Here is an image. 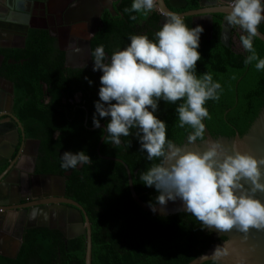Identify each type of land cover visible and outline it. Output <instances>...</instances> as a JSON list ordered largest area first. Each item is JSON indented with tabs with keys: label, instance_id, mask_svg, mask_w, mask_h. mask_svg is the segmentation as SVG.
<instances>
[{
	"label": "trees",
	"instance_id": "16d2710c",
	"mask_svg": "<svg viewBox=\"0 0 264 264\" xmlns=\"http://www.w3.org/2000/svg\"><path fill=\"white\" fill-rule=\"evenodd\" d=\"M131 3L132 0H124L113 25L105 23L104 29L96 37L106 41L109 36L105 32L117 30L145 32L151 37L161 26V15L154 10L147 17L125 11L130 8ZM198 6L197 0H190L187 9H196ZM132 15H136L137 19H130ZM215 19L212 30L204 28L201 34V59L197 61L196 69L197 75L211 71L214 79L219 80L222 85L219 100L207 101L210 119H205L206 128L213 137H234L236 134L243 136L264 108V70L256 69L255 61L244 63L248 52L246 55L239 54L232 47L227 48L222 44L221 18L217 15ZM185 20L190 26L193 25L191 17ZM259 30L264 33V23L259 26ZM27 46L31 48L29 46H33V43L30 42ZM254 46L258 54L264 57V43L256 38ZM51 48L54 51L51 44H48L46 51L30 49L27 55L29 60L24 65L16 66L22 71L19 84L23 82L21 86L17 84L18 95L30 97V101L21 98L22 119L25 123L29 121V130H26L28 136L41 142L38 171L56 176L70 172L66 177L65 195L79 203L90 220L92 264H188L206 252L215 244L214 236L201 227V222L195 216L180 213L168 217H153L134 201L125 167L102 156L120 159L127 165L136 194L148 205L158 192L154 186H146L140 180V173L152 163L159 162V158L147 160V153L141 150L140 142L134 134L122 136V143L118 146L110 140H104L100 153L98 152L99 143L106 134L105 130L93 129L94 102L98 98L86 103L89 111L86 126V116L77 107L78 104H72L69 100L64 103L62 100V92L67 87L63 84L65 71L62 63L54 66L51 58L46 63L43 60L41 62L42 53L49 52ZM105 52L110 56L114 50L105 46ZM21 57L23 58L22 55L17 57V60ZM37 70L38 79H49L50 85L54 84L52 88L49 87V93L53 97L54 116L47 115L39 98L42 95L41 86L32 81ZM76 73H79L87 87L78 85L69 89L68 97L72 99L76 91H81L84 96L98 94L101 71L90 69L87 72H75L71 77ZM93 79L98 80L95 88H91L89 83ZM26 86L38 90L35 93L38 95L36 100ZM180 102L167 104L161 100L157 113L167 121V137L179 145L187 140L191 131L187 125L183 128L178 126L175 108ZM108 119L110 117L101 118V123L106 126ZM134 131L133 129V133ZM67 150H86L93 161L75 169H64L61 167V155ZM222 240L224 239L220 241ZM85 250L84 236L67 239L58 229L34 228L25 231L23 244L16 258L0 254V264H86Z\"/></svg>",
	"mask_w": 264,
	"mask_h": 264
},
{
	"label": "clouds",
	"instance_id": "9594fccd",
	"mask_svg": "<svg viewBox=\"0 0 264 264\" xmlns=\"http://www.w3.org/2000/svg\"><path fill=\"white\" fill-rule=\"evenodd\" d=\"M219 3L230 9L225 17L227 23L241 29L240 41L248 52L244 63L255 61L254 67L264 70V57L254 46L256 38L264 39L259 30L264 23V0ZM158 5L159 0H132L125 11L147 17L158 10ZM130 19L137 17L132 15ZM204 30L201 24L190 26L182 14L168 12L151 37L147 33L130 34V42L110 56L99 44L92 52L93 71L102 72L93 125L100 127L101 118L110 117L104 128L105 140L118 146L122 136L134 134L147 160L159 158L140 173V180L158 192L149 201L153 211L157 205L179 198L203 228H236L244 233L264 229V199L256 195L264 193V157L239 149L230 151L219 139L209 140L204 151L186 150L167 137V121L157 114L161 100L167 104L181 101L175 111L178 126L191 129L187 141L193 143L205 137V119H210L207 101L219 100L222 85L211 71L200 75L196 72ZM92 161L86 150H67L61 155L64 169ZM228 252L225 242L211 254L219 258Z\"/></svg>",
	"mask_w": 264,
	"mask_h": 264
},
{
	"label": "flooded vegetation",
	"instance_id": "af4514ba",
	"mask_svg": "<svg viewBox=\"0 0 264 264\" xmlns=\"http://www.w3.org/2000/svg\"><path fill=\"white\" fill-rule=\"evenodd\" d=\"M123 1L0 0V251L6 255L12 256L22 246L26 230L50 228L66 231L68 227L76 225L74 215L68 210L64 209L60 212L49 203L52 199L63 197L64 178L66 182L67 173L56 176L38 171L41 142L30 138L26 132L30 124L29 121L26 123L23 121L21 111L23 108L21 98L25 97L19 96L17 89L20 78L22 80V71L16 66L24 65L25 61L29 60L27 55L30 49L38 52L40 49L46 51L48 44H51L54 51L51 48L49 52L42 53L41 62L43 60L46 63V60L51 58L54 66L62 63L65 71L63 84L67 86L62 92L64 95L62 100L64 103L69 100L72 104H78L77 107H80V111L86 116L87 126L89 111L86 103L99 99V96L96 93L84 96L81 91H76L72 99L68 97L69 89L78 85L87 87L79 73L73 77L71 75L93 69L92 52L99 44L112 47L116 51L121 45L125 47L130 42V34L138 33L117 30L105 32L109 36L106 41L96 37L104 29L105 23L113 25ZM197 1L199 6L196 9H187L190 0H186L187 3L182 8L173 9L168 3L167 5L173 12L182 14L201 9L200 0ZM204 2L207 4L204 8L221 6L219 0H204ZM174 3L183 4L181 0H174ZM154 11L160 14L158 10ZM217 15L221 18L222 31L225 16L221 14H213L212 22L208 15L191 17L192 23L194 26L201 24L204 28L212 30ZM164 19L161 15V25ZM240 35L239 26H233L230 47L236 53L246 55L247 51L241 44ZM30 42L33 46L28 48ZM20 55L23 58L17 60ZM57 60L58 63H55ZM38 70L32 81H36L41 86L42 95L39 98L47 110V115L54 116L53 97L49 93V87L52 88L54 84L50 85L49 79H38ZM92 81L94 83L91 84V88H95L98 80ZM21 85L23 82L19 84ZM27 91L34 94L32 96L34 100L38 98L35 94L38 90L28 88ZM25 99L30 101V97ZM83 103L85 105H82ZM64 197L67 198L66 195ZM41 213L45 214L46 219L40 218ZM67 213L72 224L65 225L61 222L60 216H65Z\"/></svg>",
	"mask_w": 264,
	"mask_h": 264
},
{
	"label": "water",
	"instance_id": "95a60500",
	"mask_svg": "<svg viewBox=\"0 0 264 264\" xmlns=\"http://www.w3.org/2000/svg\"><path fill=\"white\" fill-rule=\"evenodd\" d=\"M181 1L183 2V4L177 5L174 3V0H159L158 11L164 18H166V13L173 12L169 8L167 3L170 5L171 8L176 9L182 8L186 5V0ZM206 5L207 4L204 2V0H200V7H202L201 9L188 11L182 13V15L185 18H194L208 15L212 22L213 14H221L226 17L227 12L230 10L226 6L222 5L215 8H204L206 7ZM233 26L234 25L227 23L226 19H224V25L221 31V42L227 48H230L231 29ZM258 39L264 43V39H261L259 37ZM105 127L106 126L104 124H101L100 127H95V129H104ZM104 137L99 143L98 152L100 151V146L105 140ZM216 139L221 140L230 151L239 149L240 151L251 152L257 157H264V108L260 111L258 117L255 119L248 131L243 136L236 134L234 137H213L206 128V135L204 140L195 141L193 143H189L186 140L181 145L185 147L186 150L204 151L209 147L208 141ZM102 158L110 161L119 162L125 167L128 176V184L131 195L134 201L146 213L151 214L153 217H168L180 213L191 214L190 212H187L185 210L183 201H181L179 198L175 201L169 200L166 205H157L156 211H153L152 207L142 201L136 194L133 187L132 174L127 165L122 160L117 158L104 156H102ZM68 175H70V172L67 173V176ZM64 195L65 193L63 192L62 198L52 199L49 201V203L51 205H54L56 209L63 207L65 210H68L71 215H74V223L76 225L74 224L75 226L68 227V230L66 231L61 229L60 231L67 239H73L79 236L85 237V263L92 264V228L90 220L87 216L86 211L79 203L75 202L74 200L65 198ZM256 195L261 199H264V193L257 192ZM67 224L72 223L68 222ZM206 230L213 233L215 244L211 246L206 252H204L188 264H204L206 262H214L215 264H264V229L253 228L248 233L241 232L236 228L226 231H217L215 229L210 230L208 228H206ZM221 239L224 240L220 241ZM225 242H227V247L229 249L228 254L219 258L213 256L211 253L215 249V247L217 245L223 247L225 246ZM20 248L16 250L12 256L6 255L1 251L0 254L7 258H16Z\"/></svg>",
	"mask_w": 264,
	"mask_h": 264
},
{
	"label": "bare ground",
	"instance_id": "6f19581e",
	"mask_svg": "<svg viewBox=\"0 0 264 264\" xmlns=\"http://www.w3.org/2000/svg\"><path fill=\"white\" fill-rule=\"evenodd\" d=\"M58 210L60 211H63L64 210V208L63 207H61V208H58ZM60 211V212H61ZM54 212V211H53ZM56 214V213H55ZM68 216V213L65 215V216H60V219H61V222L63 223V224H67L68 222H70V219L67 217ZM44 218V219H46V216H45V214H43V213H41V215H40V218ZM54 218V217H53ZM59 219V218H58ZM61 224V223H60Z\"/></svg>",
	"mask_w": 264,
	"mask_h": 264
},
{
	"label": "rangeland",
	"instance_id": "374dc122",
	"mask_svg": "<svg viewBox=\"0 0 264 264\" xmlns=\"http://www.w3.org/2000/svg\"><path fill=\"white\" fill-rule=\"evenodd\" d=\"M4 247V246H3Z\"/></svg>",
	"mask_w": 264,
	"mask_h": 264
}]
</instances>
